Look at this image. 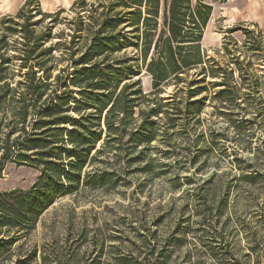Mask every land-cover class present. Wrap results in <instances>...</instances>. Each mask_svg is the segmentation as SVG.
Listing matches in <instances>:
<instances>
[{
  "label": "trees",
  "instance_id": "trees-1",
  "mask_svg": "<svg viewBox=\"0 0 264 264\" xmlns=\"http://www.w3.org/2000/svg\"><path fill=\"white\" fill-rule=\"evenodd\" d=\"M32 2L26 0L15 14H0V177L9 162L40 171L29 189L0 191V264L37 261L41 248L32 244L24 249L23 239L58 196L130 187L132 174L163 175L173 190L192 186L194 173L173 174L170 161L158 164L149 152L152 143L171 145L199 119L209 97L218 101L215 108H225L250 86L252 60L242 59L231 36L236 30L250 31L237 26L224 36V64L207 59L202 41L213 7L202 0H76L70 7L76 16L68 21L73 32L69 41L56 45L58 54L44 45L66 9L45 12ZM36 14L42 18L35 20ZM47 18L53 24H44ZM251 44L264 54L260 40ZM144 71L152 78L149 92L142 76L130 79ZM208 77L216 80L208 82ZM173 84L176 88L161 96ZM208 84L219 88L212 91ZM246 122L236 126L244 129ZM173 155L171 148L163 154L167 159ZM217 176L212 173L196 186L205 216L213 209L221 214L228 204V193L214 208L206 203L205 186L220 190ZM242 180L251 189L262 186L256 193L263 198L258 211L239 217L235 228L228 220L216 232L200 229L198 245L178 264H264V176L250 170ZM244 203L251 206L252 200L246 197ZM73 232L70 227L64 239L55 236L42 246V264H104L98 257L62 258L83 242L85 230L76 239ZM94 242L102 253L104 240ZM117 264L145 263L123 255Z\"/></svg>",
  "mask_w": 264,
  "mask_h": 264
},
{
  "label": "rangeland",
  "instance_id": "rangeland-1",
  "mask_svg": "<svg viewBox=\"0 0 264 264\" xmlns=\"http://www.w3.org/2000/svg\"><path fill=\"white\" fill-rule=\"evenodd\" d=\"M25 1L0 0V14L17 13ZM74 1L32 2L34 7L38 5L45 12L66 9L59 15L52 37L44 45L52 46V52L57 54L60 52L54 49L56 45L69 41V34L73 32L68 21L76 16V11L70 8ZM202 1L213 7L203 41L206 58H217L224 64V50L221 49L224 36L237 26H242L250 33L245 34L242 29L232 32L231 36L240 45V49L235 51L243 52L242 59L251 58L252 67L249 69L251 77L246 81L250 86L240 89L233 104L215 108L218 101L210 100L209 97L199 119L190 122L194 128L188 126L189 130L182 132L169 146L161 141L152 143L149 152L157 158L158 164L170 161L173 174L194 173L192 186L184 185L173 190L163 175L149 178L142 174H132L128 177L133 182L130 187L121 186L114 190L86 189L58 196L40 217L36 227L23 239L24 249L32 244L41 248L37 261L33 260L32 264H42V246L50 244L55 236L64 239L70 227L74 230V239L81 230H85V236L81 245L74 246L75 250L64 252L62 258L68 261H91L98 257L104 264H117L120 256L125 255L131 261L145 264L157 261L178 264L186 252L198 245V236L202 233L200 229L207 228L208 231L216 232L228 220V226L235 228L239 217L250 218L262 205L263 198L256 195L262 186L251 189L242 180V173L253 170L264 176V54L250 48L253 40H260L261 45H264V3L261 0ZM41 18V15L36 14L35 20ZM48 22H52V18H47L44 24ZM61 32H65V35L60 36ZM145 73L136 72L130 79L142 76L143 87L149 92L152 78ZM214 80L207 78L208 82ZM234 81L240 83L238 86L243 83L237 73ZM208 87L212 91L219 88H213L210 84ZM174 88L175 84L166 86L161 96L168 95ZM242 120H247L244 129L236 126ZM170 148L174 150L173 159L163 156ZM236 159H240V165H236ZM216 172L219 176L215 178V183L220 190L205 186L209 192L206 203L214 208L220 196L228 193V204L221 214L213 209L210 215L205 216L203 209L206 204L200 199L196 186L203 185L204 180ZM39 174V169L35 167L9 162L0 177V191L29 189ZM246 197L252 200L251 206L245 205ZM96 239L104 240L102 253L96 252L99 251L95 248ZM16 258L13 256L12 261ZM49 258L55 261L52 252Z\"/></svg>",
  "mask_w": 264,
  "mask_h": 264
},
{
  "label": "crops",
  "instance_id": "crops-1",
  "mask_svg": "<svg viewBox=\"0 0 264 264\" xmlns=\"http://www.w3.org/2000/svg\"><path fill=\"white\" fill-rule=\"evenodd\" d=\"M76 1V0H75ZM261 2H263L264 3V0H261ZM74 3V2H73ZM72 3V4H73ZM209 23H210V21H209ZM209 23H208V25H209ZM208 27V26H207ZM207 29V28H206ZM205 37H206V30H205V33H204V37H203V41L205 40ZM203 41H202V43H203ZM204 47V46H203Z\"/></svg>",
  "mask_w": 264,
  "mask_h": 264
}]
</instances>
